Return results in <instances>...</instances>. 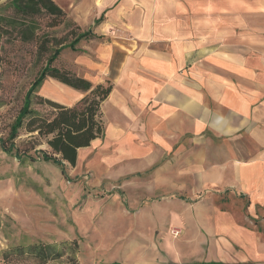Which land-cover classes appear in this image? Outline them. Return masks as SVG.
<instances>
[{
	"label": "crops",
	"instance_id": "obj_1",
	"mask_svg": "<svg viewBox=\"0 0 264 264\" xmlns=\"http://www.w3.org/2000/svg\"><path fill=\"white\" fill-rule=\"evenodd\" d=\"M53 1L98 36L88 44L100 41L98 56L108 59L102 79L112 89L100 107L108 137L88 168L107 173L114 157L129 154L139 156L138 170L154 171L162 154L175 153L153 173V184L170 191L177 178L187 187L193 153L196 191L231 194L177 197L179 237L163 229L155 243L149 212L141 242L80 264H113L116 253L119 264H264V0ZM65 89L72 104L83 96ZM97 141L78 150L76 167Z\"/></svg>",
	"mask_w": 264,
	"mask_h": 264
},
{
	"label": "rangeland",
	"instance_id": "obj_2",
	"mask_svg": "<svg viewBox=\"0 0 264 264\" xmlns=\"http://www.w3.org/2000/svg\"><path fill=\"white\" fill-rule=\"evenodd\" d=\"M4 1L0 0V4ZM68 19L77 25L70 18ZM67 21L60 23L53 30H48L49 35L68 43L75 28ZM79 28L86 30L81 26ZM101 44L100 41L91 44L81 41L76 46V51L69 49L61 51L53 66L61 71L89 79L92 85H96L98 80L100 84H105L107 80L102 79V68L108 59L98 56ZM47 54L37 50L34 43L23 45L17 42L8 43L0 51L1 138L7 136L9 126L21 107L24 93L43 66ZM44 88H48L49 95L53 91L60 92L64 93L65 98L56 99L52 95H46L43 92ZM66 89L57 81L48 78L38 94L52 102L70 106L72 100L69 99L70 95L64 92ZM32 108L42 114L48 111L45 105L35 104ZM104 125L103 137L92 145L94 153L77 167L66 165L64 176L62 171L51 163L40 160L19 163L0 151V264H6L1 260L4 250L17 245L27 247L35 243L56 246L55 251L61 253V257L55 259L53 252L52 258L46 264H69L67 259L70 255V247L63 243L73 241L78 244L77 253L74 255L78 264L80 259L87 258L90 261L89 257L92 253H97L103 260L105 254L121 250L133 242H141L147 236L146 213L148 215L150 212L156 223L155 243L163 229L173 238L175 237L171 234L172 230L181 233L179 220L173 214L174 211L180 210L178 206L182 202L177 197L189 199L190 196L195 199L199 193L203 195L214 193L226 199L231 195L230 191L219 187H208L199 193L196 191L200 187L194 183L197 166L194 164L193 153L187 155L190 159L185 166L186 179H183L184 183H187L186 188L177 184L180 183L178 178L173 180L175 185L167 186L170 191L153 184L154 171L172 162L170 160L178 156L175 153L162 154L163 158L156 162L153 171V169L138 170L136 157L139 156L127 154L124 157H114V151H104V157L112 156L116 160L110 163L107 173L94 172L88 168V164L94 160V165L98 162L97 153L108 137L106 128L109 124L104 122ZM28 136L26 131L21 129L17 143L27 139ZM189 144L196 145L192 141H189ZM37 149H46V146L41 143ZM145 155L146 152L140 156ZM172 170L179 171L177 162L172 163ZM162 177L163 175L159 178ZM162 196L166 197L154 200ZM139 211L143 212L137 214ZM136 215H138V227L134 228ZM89 250L95 251L88 253ZM86 251L88 254L84 253ZM117 254L111 258L115 259L113 264H119L118 259L121 256ZM9 264H39V262L23 257L14 259Z\"/></svg>",
	"mask_w": 264,
	"mask_h": 264
},
{
	"label": "trees",
	"instance_id": "obj_3",
	"mask_svg": "<svg viewBox=\"0 0 264 264\" xmlns=\"http://www.w3.org/2000/svg\"><path fill=\"white\" fill-rule=\"evenodd\" d=\"M65 21L75 28L68 43L50 36L48 32ZM95 38L98 36L90 30H80L79 26L72 23L53 0H5L0 4V51L5 44L17 42L20 45L34 43L37 50L48 53L43 66L24 93L21 107L9 126L7 136L0 137V151L19 163L36 160L51 163L64 176L66 165L75 166L78 150L89 147L92 141L103 137L104 123L100 107L111 92V84L92 85L85 78L53 66L61 51H76L81 41L88 42ZM48 78L79 91L83 96L70 106L42 97L38 91ZM35 104L47 106L48 111L43 114L36 111L32 108ZM21 129L29 136L17 143ZM41 143L46 149H37ZM63 244L70 247L68 263L78 264L74 257L78 250L76 241ZM55 247L43 243L27 247L17 245L4 250L1 260L9 264L14 259L29 257L39 264H46L53 252V258L61 257Z\"/></svg>",
	"mask_w": 264,
	"mask_h": 264
},
{
	"label": "built area",
	"instance_id": "obj_4",
	"mask_svg": "<svg viewBox=\"0 0 264 264\" xmlns=\"http://www.w3.org/2000/svg\"><path fill=\"white\" fill-rule=\"evenodd\" d=\"M171 234H172V236H174L175 238H177L178 236H179V231L178 230H172L171 231Z\"/></svg>",
	"mask_w": 264,
	"mask_h": 264
}]
</instances>
